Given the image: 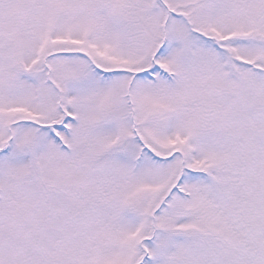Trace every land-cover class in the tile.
<instances>
[{
  "label": "snow or ice",
  "instance_id": "1",
  "mask_svg": "<svg viewBox=\"0 0 264 264\" xmlns=\"http://www.w3.org/2000/svg\"><path fill=\"white\" fill-rule=\"evenodd\" d=\"M0 264H264V0H0Z\"/></svg>",
  "mask_w": 264,
  "mask_h": 264
}]
</instances>
